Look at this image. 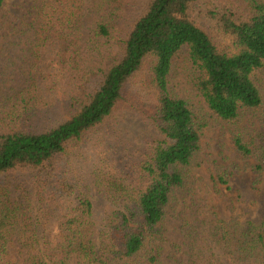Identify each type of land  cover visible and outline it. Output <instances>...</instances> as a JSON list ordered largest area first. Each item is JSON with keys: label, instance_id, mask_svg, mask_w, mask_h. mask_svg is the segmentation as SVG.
Wrapping results in <instances>:
<instances>
[{"label": "trees", "instance_id": "1", "mask_svg": "<svg viewBox=\"0 0 264 264\" xmlns=\"http://www.w3.org/2000/svg\"><path fill=\"white\" fill-rule=\"evenodd\" d=\"M27 1L25 84L0 87V264H13L15 246L23 264H165L164 221L193 184L207 127L229 126L236 152L264 174V0ZM184 50L198 102L170 86ZM145 111L158 135L142 159L97 161L102 217L67 159L120 113ZM181 229L172 264H264L262 222L213 212Z\"/></svg>", "mask_w": 264, "mask_h": 264}, {"label": "rangeland", "instance_id": "2", "mask_svg": "<svg viewBox=\"0 0 264 264\" xmlns=\"http://www.w3.org/2000/svg\"><path fill=\"white\" fill-rule=\"evenodd\" d=\"M88 8L93 10L91 4ZM87 14H93V11L88 10ZM94 17L89 16L87 22ZM32 20L33 8L27 0H7L0 10L1 89H18L25 84L22 64L32 36L26 25ZM187 64L184 50L174 59L170 86L178 96L198 102L196 93L186 80ZM136 88L134 86L133 89ZM148 114L150 111H145L140 117L129 112L120 113L76 146L67 159L81 174L83 188L90 186L96 210L102 217L109 211V205L106 197L92 185L97 161L103 159L122 168L139 162L148 142L158 135L148 123ZM232 131L229 126L216 123L204 130L201 143L203 162L192 170L193 184L188 191L178 194L164 221L167 239L159 246L165 264H172L175 256H181L176 255L174 246L184 243L181 226L185 221L198 224L216 212L222 219L241 227L249 221L264 223V174L259 178L251 169L255 162L241 158L236 152ZM223 171L229 175L225 185L219 182V173ZM19 250V246H15L9 252L8 260L13 264H23Z\"/></svg>", "mask_w": 264, "mask_h": 264}]
</instances>
